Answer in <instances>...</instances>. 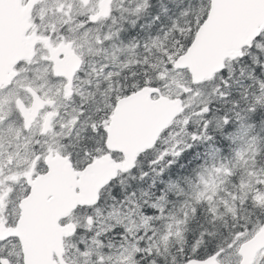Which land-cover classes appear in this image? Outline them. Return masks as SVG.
<instances>
[{
  "label": "snow or ice",
  "instance_id": "obj_1",
  "mask_svg": "<svg viewBox=\"0 0 264 264\" xmlns=\"http://www.w3.org/2000/svg\"><path fill=\"white\" fill-rule=\"evenodd\" d=\"M0 264H264V0H0Z\"/></svg>",
  "mask_w": 264,
  "mask_h": 264
}]
</instances>
